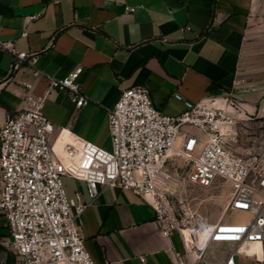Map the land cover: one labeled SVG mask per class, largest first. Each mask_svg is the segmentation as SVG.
Listing matches in <instances>:
<instances>
[{
    "label": "crops",
    "instance_id": "crops-1",
    "mask_svg": "<svg viewBox=\"0 0 264 264\" xmlns=\"http://www.w3.org/2000/svg\"><path fill=\"white\" fill-rule=\"evenodd\" d=\"M0 42L30 55L10 72L15 58L0 49V124L25 108L27 95L43 97L55 147L87 141L110 151L107 113L135 86L146 87L153 106L169 116L209 99L224 107L237 84L245 112L264 97V0H0ZM78 68L89 99L80 109L49 89L50 78ZM62 183L72 205L78 196L88 205L80 233L96 264H179V257L224 264L235 247L209 243L198 257L179 234L162 237L154 210L130 190L100 188L91 201L85 182L64 177ZM8 240L0 213V264H14ZM246 252L234 263L264 264V242Z\"/></svg>",
    "mask_w": 264,
    "mask_h": 264
},
{
    "label": "built area",
    "instance_id": "built-area-1",
    "mask_svg": "<svg viewBox=\"0 0 264 264\" xmlns=\"http://www.w3.org/2000/svg\"><path fill=\"white\" fill-rule=\"evenodd\" d=\"M0 49L15 58L10 72L29 61L30 55L1 42ZM80 74L78 68L63 79H49V89L66 93L77 109L89 103ZM24 102L25 108L0 124V213L14 264H96L80 233L88 205L79 196L77 205L69 202L64 177L85 182L91 201L100 188L130 190L154 210L162 237L179 234L184 248L198 257L209 243L232 244L224 264H235L237 255H248L250 245L264 242V151L241 157L224 147L234 124L226 110L240 105L237 96L225 94L224 107L209 99L169 116L153 106L146 87L124 90L107 113L110 151L87 141L55 147L51 138L56 128L42 112L44 98L27 95ZM57 132L59 136L61 130ZM171 156L184 160L189 183L209 186L221 181L230 186L225 221L206 224L170 191ZM202 227L207 229L200 245ZM179 264L188 263L179 257Z\"/></svg>",
    "mask_w": 264,
    "mask_h": 264
},
{
    "label": "rangeland",
    "instance_id": "rangeland-1",
    "mask_svg": "<svg viewBox=\"0 0 264 264\" xmlns=\"http://www.w3.org/2000/svg\"><path fill=\"white\" fill-rule=\"evenodd\" d=\"M240 90L237 84L232 95H238ZM239 104L233 110L225 107L234 124L231 135L224 139V147L241 157L260 154L264 151V97L257 103L256 109L249 113L244 111L241 101ZM167 169L170 191L183 199L206 224L213 225L227 219L226 213L223 215V212L231 193L228 184L221 181L209 186L189 183L186 179V163L176 156L170 157Z\"/></svg>",
    "mask_w": 264,
    "mask_h": 264
},
{
    "label": "bare ground",
    "instance_id": "bare-ground-1",
    "mask_svg": "<svg viewBox=\"0 0 264 264\" xmlns=\"http://www.w3.org/2000/svg\"><path fill=\"white\" fill-rule=\"evenodd\" d=\"M206 229L205 227H202L201 231H200V239L202 240L203 238H205L206 236Z\"/></svg>",
    "mask_w": 264,
    "mask_h": 264
},
{
    "label": "snow or ice",
    "instance_id": "snow-or-ice-1",
    "mask_svg": "<svg viewBox=\"0 0 264 264\" xmlns=\"http://www.w3.org/2000/svg\"><path fill=\"white\" fill-rule=\"evenodd\" d=\"M241 229H235V231H240Z\"/></svg>",
    "mask_w": 264,
    "mask_h": 264
}]
</instances>
